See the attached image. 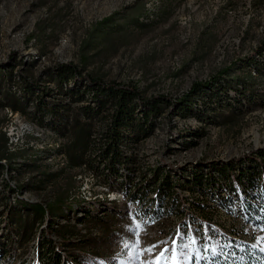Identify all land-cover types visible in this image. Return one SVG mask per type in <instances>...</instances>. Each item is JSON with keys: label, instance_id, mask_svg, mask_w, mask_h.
Returning <instances> with one entry per match:
<instances>
[{"label": "rangeland", "instance_id": "rangeland-1", "mask_svg": "<svg viewBox=\"0 0 264 264\" xmlns=\"http://www.w3.org/2000/svg\"><path fill=\"white\" fill-rule=\"evenodd\" d=\"M121 8L116 26L96 24ZM135 17L144 24L136 25ZM262 45L264 0H0V81L2 64L14 54V70L28 76L47 66L72 62L107 82L135 84L146 96L178 97L193 81L205 80L224 67L230 71L224 78H233L229 85L247 77L251 56L259 47L264 50ZM260 67L248 83L251 92L241 97L203 95L187 119L174 117L170 123L162 119L152 136L133 147L132 156L145 166L169 146L174 151L165 152L164 160L187 167L243 158L264 146V65ZM228 93L234 95L235 90L229 88ZM9 110L0 109V151L13 159V165L35 163L15 179L21 183L34 177L25 194L29 199L51 202L78 197L83 183L104 198V187L92 172L61 165L65 154L56 150L67 144L68 135H56ZM10 126L17 128L18 140L7 144L5 131ZM188 127L202 136L194 146L182 149L179 130ZM114 203L118 209L125 207L126 213L118 214L110 231L98 233L76 225L89 241L83 248L70 246L68 251L77 254L82 264H177L199 253L205 243L214 246L229 237L264 244V230L220 208L207 218L199 217L200 223L181 225L175 215L140 219L137 205L125 195ZM206 220L213 224V231L205 227ZM31 245L13 246L11 259L1 255L0 264H37Z\"/></svg>", "mask_w": 264, "mask_h": 264}, {"label": "trees", "instance_id": "trees-1", "mask_svg": "<svg viewBox=\"0 0 264 264\" xmlns=\"http://www.w3.org/2000/svg\"><path fill=\"white\" fill-rule=\"evenodd\" d=\"M123 11L113 10L96 24L116 26ZM135 18L136 25L144 24ZM13 55L1 66L0 109L19 112L56 135H68L67 144L56 151L65 154L67 166L84 168L108 190L123 192L130 203L137 205L140 219L155 221L175 215L181 225L186 221L200 223L199 217L207 218L210 211L220 208L244 223L264 228V146L243 158L187 167L164 160L165 152L174 151L169 146L159 159L145 166L131 154L133 147L154 134L162 119L167 123L174 117L187 119L203 95L241 97L251 92L248 83L264 65L260 47L251 56L253 65L247 69V77L229 85L233 78H224L230 72L224 67L205 80L193 81L178 97L164 93L146 96L135 84L107 82L72 62L47 66L39 74L28 76L14 70ZM229 88L235 90L234 95L228 93ZM178 136L182 149H188L202 134L188 127L179 130ZM9 159L0 151V256L8 260L12 257L10 248L31 243L38 264H82L77 254L68 251L70 246L83 248L89 241L76 225L92 227L98 233L110 231L118 214L126 213L125 207L118 209L107 198L58 197L42 202L16 197L13 193L18 189L31 190L34 177L16 187L8 178H17L35 163L20 161L13 165V159ZM205 225L213 231L210 221ZM244 252L245 258L238 263L234 262L235 255L226 252V258L210 264L264 263V247L249 244Z\"/></svg>", "mask_w": 264, "mask_h": 264}, {"label": "bare ground", "instance_id": "bare-ground-1", "mask_svg": "<svg viewBox=\"0 0 264 264\" xmlns=\"http://www.w3.org/2000/svg\"><path fill=\"white\" fill-rule=\"evenodd\" d=\"M7 109V108H6ZM12 114L13 113H17V112H12L11 110H9ZM14 120V119H13ZM24 124V123H23ZM26 125V124H25ZM23 125L21 130L24 132L27 131V127ZM20 127V126H19ZM19 129V128H18ZM17 128L15 127H8L5 131L6 134V138H7V144L12 143L13 141L16 142L18 140V134L16 132ZM257 135L255 136V139H257ZM56 147L58 148L60 143L59 141L55 142ZM60 149V148H59ZM57 149V150H59ZM56 150V151H57ZM55 153V152H54ZM60 155H63L61 152H59ZM63 158V157H62ZM67 165V160L66 157L64 158V160L62 159L61 165ZM13 172V171H12ZM10 173V172H9ZM6 174V173H5ZM10 175V174H9ZM13 175V174H12ZM5 176V175H4ZM11 176V175H10ZM94 178L96 180L97 177L93 174ZM7 177V176H6ZM80 177V176H79ZM3 178V177H2ZM15 177L12 178H8L9 184L13 187H16V185L19 184V182H17L15 180ZM25 182L28 181V178H25ZM81 181V180H80ZM84 181V180H83ZM99 182V181H98ZM100 183V182H99ZM82 184V183H81ZM101 184V183H100ZM102 187H104V193L105 196L104 198H101L100 195L96 194L94 190H91V188H89V185H87L86 183H83L81 186H79V193H78V197L82 198L84 200H96V199H100L103 200L105 198H107L108 200L112 201V202H117V200L119 198L123 199V192L121 191H116V190H108L104 184H101ZM27 190H19L15 191L13 193L14 196L16 197H21L25 199H29L25 194L27 193ZM100 196V197H99ZM126 197V196H125ZM106 199V200H107ZM31 200V199H29ZM254 227L260 228L262 230H264V228H261L259 226L253 225ZM53 238H55V236H53ZM249 244H255L261 247H264V244L261 243H255L253 240H249V241H245L243 239L240 238H224L222 240H218V243L214 246H208L209 244H206L203 246V248L199 251V253H192L191 257L189 259H184V260H179L177 262V264H210V263H217V261L215 259H217L219 262L221 261L220 258H226V256H223L224 253L228 252L231 253V255H235L234 257V262L238 263L240 260L245 258L244 255V249H245V245H249ZM11 249V248H10ZM243 250V251H242ZM257 252V251H256ZM256 252H253V256H256ZM4 253V252H3ZM36 253V251H35ZM258 254V253H257ZM36 257V256H35ZM37 258H35V261L37 263ZM215 260V261H214ZM38 264V263H37ZM264 264V263H262Z\"/></svg>", "mask_w": 264, "mask_h": 264}, {"label": "snow or ice", "instance_id": "snow-or-ice-1", "mask_svg": "<svg viewBox=\"0 0 264 264\" xmlns=\"http://www.w3.org/2000/svg\"><path fill=\"white\" fill-rule=\"evenodd\" d=\"M137 227H139V225H137ZM152 249H148L147 251H151ZM161 255H163V253H161Z\"/></svg>", "mask_w": 264, "mask_h": 264}]
</instances>
